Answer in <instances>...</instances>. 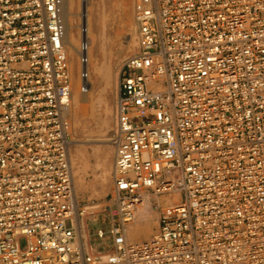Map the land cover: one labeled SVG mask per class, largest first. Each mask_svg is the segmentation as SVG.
Segmentation results:
<instances>
[{
    "label": "built area",
    "instance_id": "2783aa9c",
    "mask_svg": "<svg viewBox=\"0 0 264 264\" xmlns=\"http://www.w3.org/2000/svg\"><path fill=\"white\" fill-rule=\"evenodd\" d=\"M132 12L103 210L112 246L97 252L73 186L63 0H0V264H264V0H132ZM175 193L150 238L126 241L142 194Z\"/></svg>",
    "mask_w": 264,
    "mask_h": 264
},
{
    "label": "rangeland",
    "instance_id": "374dc122",
    "mask_svg": "<svg viewBox=\"0 0 264 264\" xmlns=\"http://www.w3.org/2000/svg\"><path fill=\"white\" fill-rule=\"evenodd\" d=\"M93 1H96V0H93ZM101 1H103V6L101 7L103 14L105 15V17L109 16V18L106 17V22H105L106 23L105 24L106 30L104 29V33H106L105 34V38H106L105 47L107 46L106 52L108 51L107 53L110 54V57H109V54L105 53V56H103L102 57L103 59H101V62L103 63V65L105 64L103 66V68L105 67L104 71L106 70L108 73L106 72V75H105V72H104L103 77L98 79V85H97V90H96V92H97L96 98L97 99H95V103H94L95 107H93L94 109L92 111L91 116L88 117L89 119L87 120V122H86V120H83L81 117H79V112H77V109L73 108V107H72V114L73 115L71 118V136H72V145H71V157L72 158L71 159H72V170L74 172L73 173V183H75L79 179L78 178L79 174H77L75 169H76V166L83 160L82 155H83V153H85L86 154L85 155L86 161L85 160L84 161L88 164V166H87V173H85V175L83 177V181L85 184L89 183L88 184L89 189H88V191H85V192L79 191L76 196H77V201L84 208L83 218L85 219L86 217H88L86 220V224H87V230H88V234H89L90 246L92 247V249L94 251H97V252L108 251L112 246V233L110 231L112 223H111V219H110L109 214L103 212V210H105L106 195L110 192V190L112 188L111 170H112L114 149H113L111 142H110V135L112 132L113 121H114L112 111H113L115 87H116V81H115L116 80V74H117L118 68H119L122 60L125 57H127L128 55H130L131 53H133L137 47L136 37L134 36L133 38L135 41V46L133 47V50L127 51V52H122L120 54V51H122L123 48L125 49L124 46H126V44H127L126 42L129 39L128 37H130V32H129L130 31V24L133 23L132 24L133 31L135 29L134 21L132 20L131 21L132 23L128 22V21H130V17L128 15L130 12H132L131 11L132 0L127 1L128 4H130V3L131 4H130V6L129 5L125 6L124 11H123L124 6L118 5L119 0H100L99 1L100 5L102 4ZM114 5H116V6H114ZM126 14H127V17H129V18L125 17ZM130 14H131V18L133 19V15H132L133 12ZM124 19L126 21L127 20L128 21L126 22V21H124ZM126 24H127V26H126ZM124 29H125V31H124ZM123 31L125 33H123ZM126 34H128V35L126 36ZM134 35H135V33H134ZM107 41H108V43H107ZM109 43H111V44H109ZM106 64L109 67V69H107ZM91 77L93 78V76H91ZM96 102H98V103H96ZM96 107H97V109H96ZM96 110H97V113H95ZM79 118L81 120H78ZM106 122H107V125H106ZM73 123H74V125H73ZM94 124H96V125H94ZM87 135L91 136L92 138H95V139L99 138L102 141H96V142H93L91 144L81 146L79 141H77V140L83 139ZM101 137H105L104 138L105 140ZM97 142H100V143H97ZM79 147H80V149H79ZM80 152H82V155ZM106 153L110 154L109 161H108L110 174L108 176L107 188L100 189L97 185V181L100 178L101 170L98 166H95L96 165L95 162L97 160L103 159L105 157ZM163 195H165V194H161V195H158L156 197H160ZM148 196H149V198H153L152 199L153 203L156 202L152 195L149 194ZM172 200H173V202L178 201V199L176 200L175 198H172ZM156 203H158V202H156ZM156 203L154 206L157 209L160 207L162 208L164 206V204L162 202L158 203V205H156ZM149 221H142V224L140 226H142L141 228H144L143 226H147V222H148L149 223L148 228L151 230V235H150V237H151L155 231V229H153L151 227V225H154V227L156 228L157 222H156V219H154V218L150 219ZM129 224H135V220L126 223V225H129ZM140 226H139V228H140ZM99 229L102 230V232H103L102 237L98 236L97 231ZM128 240H129L128 242H135L136 241L133 239H128ZM20 243H21V245H23L24 240L21 239Z\"/></svg>",
    "mask_w": 264,
    "mask_h": 264
},
{
    "label": "bare ground",
    "instance_id": "6f19581e",
    "mask_svg": "<svg viewBox=\"0 0 264 264\" xmlns=\"http://www.w3.org/2000/svg\"><path fill=\"white\" fill-rule=\"evenodd\" d=\"M99 1L98 0H96V1L85 0V2L84 1L82 2V0H63L62 16H63L64 25H65L64 47H65V51H66V55H67L70 73H71V105H70L69 109L67 110V113L70 117V121H71V118L73 115L72 114V107H73V108L77 109V112H79V117H81L83 120H86V122H87V120L89 119L88 117L91 116V114H92V111L94 109L93 107H95L94 103H95V99H97L96 98V93H97L96 90H97V85H98V79L103 77L104 72H105V75L107 72L106 70L104 71L105 67L103 68V66L105 64L103 65V63L101 62V59H103L102 57L105 56V53L108 52V51L106 52V47H107V46L105 47V45H106L105 34L106 33H104L105 24H106L105 22H106L107 16L105 17V15L103 14L102 8H101L103 6V1H101L102 2L101 5H100ZM127 1H129V0H119V2H118V5L124 6L123 11H124L125 6H128V5L130 6V4H131V3L128 4ZM114 6H116V5H114ZM131 11H132V8H131ZM130 13H132V12H130ZM130 13L128 15L130 17V21L127 20L129 23L133 20L131 18ZM125 17H127V14ZM129 17H127V18H129ZM107 18H109V16ZM124 21H126V20L124 19ZM80 23L82 24V26L86 27V30H87L86 37H87V42H88L87 71H88L89 77L87 79V83H88L87 88L84 91H81V89H80L81 80H80V76H79L80 63H79L78 55H79V43H80V39H81V34H80V30H79ZM132 24H130V31H129L130 37H128L129 39L126 42L127 44H126V46H124L125 49L123 48V50L120 51V54L122 52H127V51L133 50V47L135 46V41H134L133 37L134 36L136 37V34L134 35L135 29L133 31ZM126 26H127V24H126ZM124 31H125V29H124ZM124 31H123V33H125ZM127 35L128 34H126V36ZM82 37H84V36L82 35ZM107 43H108V41H107ZM136 43H137V40H136ZM109 44H111V43H109ZM107 54H109V53H107ZM109 57H110V54H109ZM106 67H107V69H109L107 64H106ZM91 76H93V78ZM96 103H98V102H96ZM96 109H97V107H96ZM95 113H97V110ZM112 114H113V111H112ZM78 120H81V119L79 118ZM73 125H74V123H73ZM94 125H96V124H94ZM106 125H107V122H106ZM101 138L104 139L105 137H101ZM77 141H79L81 146H84V145H88V144H91L93 142L102 141V140H100L99 138L95 139V138H92L91 136L87 135L83 139H79ZM97 143H100V142H97ZM79 149H80V147H79ZM80 153L82 155V152H80ZM85 155L86 154L83 153V155H82L83 160L76 166V169H75L77 174H79V176L77 175L79 179L77 178L78 180L75 183H73L74 191H75L76 195L79 191L85 192V191H88V189H89V185H88L89 183L85 184L83 181V177H84L85 173H87V166H88V164L85 162L86 161ZM109 157H110V154L106 153L105 157L103 159L97 160L95 162V164H96L95 166H98L101 170L100 178L97 181V185L100 189L107 188V186H108V176L110 174L109 163H108ZM71 165H72V159H71ZM73 173L74 172L72 170V175H73ZM111 178H112V176H111ZM173 198H175L177 200V199H179V195L177 193H175V194H173ZM152 199L153 198H149V196L147 194H142V201L138 205L137 210L135 211V217L132 220V221L135 220V224H129V225L125 224L124 225V232H125L126 241H129L128 239L140 241V240L149 238L151 235V230L148 228L149 223L147 222V226H143L144 228H141L142 226H140V225L142 224V221H149L152 218H154V219L157 218L158 211H157V208L154 206L156 202H158V203L162 202L164 205L167 204V202H169V201L173 202V200L170 199L169 195H167V194L160 196V197L155 196L154 197V200L156 201V202L154 201L155 203L152 202ZM158 203H156V205H158ZM139 226H140V228H139ZM80 227H81V234H83L87 238L86 225H85L83 218H81Z\"/></svg>",
    "mask_w": 264,
    "mask_h": 264
},
{
    "label": "crops",
    "instance_id": "0c3cea01",
    "mask_svg": "<svg viewBox=\"0 0 264 264\" xmlns=\"http://www.w3.org/2000/svg\"><path fill=\"white\" fill-rule=\"evenodd\" d=\"M87 218H88V217L85 218V221L87 220ZM83 219H84V218H83ZM85 221H84V222H85ZM85 225H87V224H85ZM151 227H152L153 229H155L154 225H151ZM86 229H87V227H86ZM86 232H87V234H88V230H87ZM88 241H89V234H88ZM91 248H92V247H91Z\"/></svg>",
    "mask_w": 264,
    "mask_h": 264
}]
</instances>
